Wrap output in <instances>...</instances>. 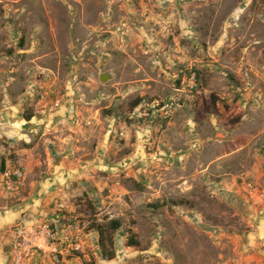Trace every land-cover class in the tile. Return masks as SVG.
Listing matches in <instances>:
<instances>
[{
  "label": "rangeland",
  "instance_id": "374dc122",
  "mask_svg": "<svg viewBox=\"0 0 264 264\" xmlns=\"http://www.w3.org/2000/svg\"><path fill=\"white\" fill-rule=\"evenodd\" d=\"M5 169L0 215L56 233L37 264H252L264 0H0Z\"/></svg>",
  "mask_w": 264,
  "mask_h": 264
},
{
  "label": "built area",
  "instance_id": "2783aa9c",
  "mask_svg": "<svg viewBox=\"0 0 264 264\" xmlns=\"http://www.w3.org/2000/svg\"><path fill=\"white\" fill-rule=\"evenodd\" d=\"M19 177L18 170H3L0 172V187L7 192L11 191ZM55 234L52 225L46 219L36 215H20L4 232L6 240L2 251L4 262L37 264L39 257L60 253L54 240ZM79 248V245L74 244V250Z\"/></svg>",
  "mask_w": 264,
  "mask_h": 264
},
{
  "label": "crops",
  "instance_id": "0c3cea01",
  "mask_svg": "<svg viewBox=\"0 0 264 264\" xmlns=\"http://www.w3.org/2000/svg\"><path fill=\"white\" fill-rule=\"evenodd\" d=\"M42 196H40V198L34 200L35 203H33L32 205H25L23 207L24 210H31L34 213H38L42 210H40L37 207V204L39 202H41ZM17 218V212H6L3 213L2 215H0V232L3 231V228L11 223H14L16 221ZM6 230V228L4 229ZM253 239L252 242H250V240L248 241V248H252L254 249L255 247H257V244H261V246L258 248L259 250L257 252H253V255L249 257L250 260H252V264H264V227L263 229H257L256 233H254L252 235ZM248 239V238H247ZM256 261V262H254ZM258 261H260L258 263ZM254 262V263H253ZM0 264H4V261L1 259L0 257Z\"/></svg>",
  "mask_w": 264,
  "mask_h": 264
},
{
  "label": "trees",
  "instance_id": "16d2710c",
  "mask_svg": "<svg viewBox=\"0 0 264 264\" xmlns=\"http://www.w3.org/2000/svg\"><path fill=\"white\" fill-rule=\"evenodd\" d=\"M212 104L214 105V101H212ZM205 111H206V109H205ZM209 112H213L214 111V108H211V110H208ZM26 119L28 120L29 119V117H26ZM108 226H109V228L111 229V230H116L118 227H119V222L118 221H116V220H110L109 222H108ZM97 229V228H96ZM100 236H102V232H100V234H99ZM99 245L101 246V248H102V254H107L106 256H107V259H110L111 257H112V254H109L108 255V252H106L105 251V249L103 248L104 246H103V241L101 240V237H100V240H99ZM128 246H136L137 245V242L134 240V239H129L128 240V244H127Z\"/></svg>",
  "mask_w": 264,
  "mask_h": 264
},
{
  "label": "water",
  "instance_id": "95a60500",
  "mask_svg": "<svg viewBox=\"0 0 264 264\" xmlns=\"http://www.w3.org/2000/svg\"><path fill=\"white\" fill-rule=\"evenodd\" d=\"M100 80H101V81H104V80H105V78H104L103 75L100 76Z\"/></svg>",
  "mask_w": 264,
  "mask_h": 264
}]
</instances>
